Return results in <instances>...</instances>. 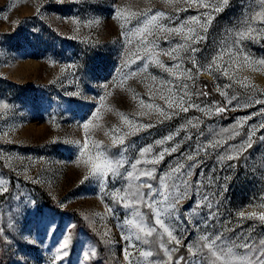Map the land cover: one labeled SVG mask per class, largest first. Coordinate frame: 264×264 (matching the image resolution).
<instances>
[{
    "label": "snow or ice",
    "instance_id": "6c2138e0",
    "mask_svg": "<svg viewBox=\"0 0 264 264\" xmlns=\"http://www.w3.org/2000/svg\"><path fill=\"white\" fill-rule=\"evenodd\" d=\"M165 2L172 4L173 0ZM84 3L87 0H42L36 9L37 18L40 17L42 8L63 13L65 8H71L73 4ZM258 3L262 10L253 14V5H245L242 0V7L247 11L237 25L238 30L230 31L217 46L209 47L208 54L204 57L206 62L198 61L197 54L203 52L208 29L230 7V0H175L176 6L171 14L158 9L154 12L128 13L116 3L110 6L111 19L119 25L122 30L120 35L126 43H132L127 39L129 34L134 33L138 37L134 52L123 48V43L121 45L123 51L120 52L117 63L119 86L123 87L128 79L137 78L145 84L151 102L146 103L145 99H137L133 95L137 110L131 114V118L118 113L121 127L106 133L111 137L107 145L100 142H93L91 145L89 143L90 128L94 127L93 120L100 119V107H94L90 118L79 125L84 138L82 143L77 142L74 163L82 169L80 184L95 182L99 186L101 198H109L112 206L106 205V212L117 219V225L121 229L120 249L127 264H264V232L256 233L255 224L248 229L241 228L248 220L264 225V210L259 213L238 211L235 213L238 217L237 223L231 228L227 227L229 216L224 211L225 194L230 182L239 177L221 175L218 172V167L220 172H234L241 158L243 162L240 167L246 169V153L250 154L254 144H264V99L256 98L255 95L259 93L264 96V89H256L254 85H250L247 77L239 79L235 76L241 67L240 61L254 72L264 71V59H253L241 46L246 40L259 43L264 39V27L252 26L256 21L264 25V0H258ZM181 4L184 6L181 7ZM190 9L196 10V14L181 19L179 13L188 12ZM65 19L75 25L77 32L82 25L92 29L101 23L95 16L86 17L82 21L79 12ZM133 19L136 26L129 28L128 25ZM161 41L167 46L161 47ZM87 42L91 45V41ZM161 56L171 61V66L166 65ZM50 63L55 66L59 61L53 59ZM185 63L191 67L185 68ZM134 64L135 68L132 67ZM150 65L167 74V79L153 76L149 72ZM66 71L75 77L72 83L79 80L80 66L77 63L62 65L61 72ZM204 73L212 78L214 87L211 93L206 83L203 86L198 83L200 75ZM221 77L229 81L223 87L216 83ZM52 83L55 84L56 81ZM234 85L253 89L247 102H241V97L234 91ZM116 86L115 83L112 85L113 88ZM102 87L107 89L108 85L104 84ZM212 93H218L223 98V104L218 101H213L211 106L204 103ZM64 96L69 97V103L77 100L74 98L81 96L79 87L75 91L65 92ZM99 99L103 102L105 97L101 96ZM196 100H201V103ZM202 103L204 106H201ZM254 104L261 107L248 115L237 117L228 128L213 129L201 117L194 116L180 127L168 131L162 138L138 149L137 157L132 160L125 155L132 147L131 142L126 143L128 138L140 133L151 136L150 129L165 125L176 118L184 119L182 114H187L190 110L202 113L205 118H211L228 111L246 109ZM16 110L15 103L9 102L6 97H0V113L14 114ZM141 117L147 118L148 122H142L139 119ZM254 118L255 122L249 123ZM201 125L207 129V133L201 129ZM245 126L247 131H242ZM189 129H196L195 134ZM181 132L184 134L181 135ZM7 137L8 133L5 132L3 143H13ZM112 148H118V155L111 153ZM7 155L0 148V157ZM165 157H173L174 161L166 165L167 171L159 167L164 163ZM213 157V165L209 167L208 160ZM8 159L11 160L12 157L8 156ZM5 167L8 165L5 164ZM196 169H199V173H196ZM158 171L161 173L159 176ZM20 175L33 180L26 172L17 173V176ZM193 175H196L194 182L190 179ZM10 183L15 187L14 182L6 181L0 176V198L11 197ZM184 200L189 202L182 205ZM26 207L37 210L34 200H29ZM260 207L264 209V204ZM119 208L128 210L132 218L126 216L121 223L116 215ZM141 208L147 209V213L141 212ZM198 209L206 210L204 215L201 216ZM196 217L198 219L194 223L192 218ZM221 217L225 218L224 224L220 223ZM18 223L14 217H10L8 223L0 227V250L16 248L21 241L25 244L34 243L30 239L31 232L25 234L26 232L18 228ZM127 226L135 228L131 235L125 234L130 231ZM56 227L55 223H51L47 229L48 234L54 233ZM74 227L75 225H69L60 241L53 246L52 264H64L66 260L69 264L74 252L71 235ZM200 229L205 234L193 241L191 235ZM137 245L149 250H140ZM84 256L87 264H101L95 259V250L91 253L85 252ZM0 264L4 262L0 260ZM13 264H27V261L17 260Z\"/></svg>",
    "mask_w": 264,
    "mask_h": 264
},
{
    "label": "rangeland",
    "instance_id": "374dc122",
    "mask_svg": "<svg viewBox=\"0 0 264 264\" xmlns=\"http://www.w3.org/2000/svg\"><path fill=\"white\" fill-rule=\"evenodd\" d=\"M41 2L42 0H0V97L8 98L17 108L14 114L0 113V129H3L0 131V148L8 154L0 157V176L15 183V187L9 184L11 197L0 198V227L5 226L10 217H14L19 222L18 228L26 232L25 234L31 232L30 239L34 240V243L25 244L21 241L16 248L0 250V260L4 264H13L17 260L27 261V264H52L53 246L60 241L69 225H75L71 229L74 252L69 264H87L84 253H91L92 250H95V259L101 264H127L120 249L121 229L117 225V219L106 212V205L112 206L109 198H101L102 194L95 182L80 184L82 169L74 163L77 142L82 143L84 138L79 125L90 118L94 107H100V119L93 120L94 127L90 128L89 143L91 145L93 142H100L107 145L111 137L106 133H111L113 128L121 127L118 113L131 118V114L137 110V102L133 100V95H136L137 99H145L146 103L151 102L145 84L139 79H128L123 87L119 86L117 63L120 60V52L123 51L121 45L123 43V48L134 52L138 37L131 33L127 39L132 43H126L124 37L120 35L122 30L119 25L111 19L110 6L116 3L128 13L154 12L158 9L171 14L176 6L175 0L172 4L166 3L165 0H87V3L73 4L71 8H65L63 13L55 12L51 8H42L41 15L37 18L36 9ZM243 3L253 5V14L262 10L258 0H243ZM246 11V8L242 7V0H230V7L221 13L208 29L203 52L197 54L198 61L206 62L204 57L208 54L209 47L217 46L230 31L238 30L237 25L243 20ZM77 12L82 21L86 17L95 16L101 23L92 29L82 25L77 32L75 25L65 19L75 16ZM195 14L194 9L179 13L181 19ZM134 26L135 19L128 27ZM252 26L264 27L259 21ZM87 41H91V45ZM166 46L161 41V47ZM241 46L253 59H264V39L259 43L246 40ZM129 58L134 59L132 56ZM160 58L166 65L171 66L172 62L166 57ZM53 59L59 61L55 66L50 63ZM72 63L80 66L78 73L80 78L76 83H72L75 77L69 72H61L62 65ZM239 63L241 67L235 73L236 78L247 77L250 85H254L256 89H264V71L254 72L245 66L243 61ZM132 67L135 68L136 65ZM184 67L191 65L185 63ZM149 72L158 79H167V74L161 73L151 65ZM54 80L55 84L52 83ZM228 82L224 77L216 81L221 87ZM114 83L117 84L115 88L112 87ZM198 83L201 86L206 83L210 93L214 87L212 78L206 73L200 75ZM104 84L108 85L107 89L102 87ZM77 86L81 96L69 103V97L64 96V93L75 91ZM234 91L241 97V102L245 103L253 89H243L239 85H234ZM108 92L111 94L107 95ZM255 95L256 98L264 99L259 93ZM101 96L105 97L103 102L99 99ZM61 101L64 103L61 104ZM213 101L221 104L224 102L218 93H212L204 103L211 106ZM156 102L163 106L159 100ZM196 102L201 103V100ZM204 103L201 106H204ZM260 107L261 105L254 104L246 109L228 111L211 118H205L202 113L190 110L189 113L182 114L184 119L176 118L165 125H157L150 129L151 136L140 133L138 136L128 138L126 143L131 142L132 147L125 155L132 160L137 157L138 149L155 139L162 138L168 131L180 127L194 116L201 117L205 124L218 130L230 127L237 117L248 115ZM139 119L148 122L147 118ZM253 122L255 118L249 121ZM201 129L207 133L203 125ZM189 131L195 134L196 129ZM242 131H247V126ZM5 132L13 143H3ZM183 134L181 132V135ZM193 138L195 139V135ZM111 153L118 155V148H112ZM175 155L177 154H173ZM246 155H248L246 169L240 167L243 158L237 162L234 172H220L218 167L221 175L239 177L230 182L228 192L225 194L224 211L225 215L229 216L226 225L229 228L238 221L236 212L259 213L264 210L260 207L264 204V144H254L250 154ZM8 156L12 159L9 160ZM213 160L214 157L208 160L209 167L213 165ZM170 161L174 162L173 157H165L164 163L159 166L160 169L167 171L166 165ZM5 164L8 167H5ZM25 172L33 177V180L25 179L23 175L17 176V173ZM196 173H199V169H196ZM160 174L158 171L157 176ZM207 174L205 169V175ZM190 179L194 182L196 175ZM29 200L36 202L37 210H29L26 207ZM188 202L184 200L182 205ZM140 211L147 213V209L144 208ZM197 211L202 216L206 210ZM116 215L121 223L126 216L132 218L128 210L123 208H119ZM181 218L183 219V216ZM192 219L195 223L198 217ZM51 223H55L57 227L55 232L49 235L47 229ZM220 223H225L224 217H221ZM253 224L256 233L264 232V225L252 220L245 221L241 228L248 229ZM127 227L130 231L125 234L131 235L135 228ZM203 234L205 233L202 229L197 230L191 235V239L195 241ZM137 247L140 250H149L140 245ZM235 251L239 253L238 249ZM64 264H68V261L66 260Z\"/></svg>",
    "mask_w": 264,
    "mask_h": 264
}]
</instances>
